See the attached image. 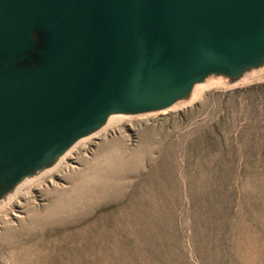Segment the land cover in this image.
Here are the masks:
<instances>
[{
  "label": "rangeland",
  "instance_id": "obj_1",
  "mask_svg": "<svg viewBox=\"0 0 264 264\" xmlns=\"http://www.w3.org/2000/svg\"><path fill=\"white\" fill-rule=\"evenodd\" d=\"M202 83L13 184L0 264H264V62Z\"/></svg>",
  "mask_w": 264,
  "mask_h": 264
},
{
  "label": "water",
  "instance_id": "obj_2",
  "mask_svg": "<svg viewBox=\"0 0 264 264\" xmlns=\"http://www.w3.org/2000/svg\"><path fill=\"white\" fill-rule=\"evenodd\" d=\"M264 62V0H0V196L111 113Z\"/></svg>",
  "mask_w": 264,
  "mask_h": 264
},
{
  "label": "bare ground",
  "instance_id": "obj_3",
  "mask_svg": "<svg viewBox=\"0 0 264 264\" xmlns=\"http://www.w3.org/2000/svg\"><path fill=\"white\" fill-rule=\"evenodd\" d=\"M254 73H256V72H254ZM235 83V82H234ZM206 84V83H205ZM202 85H203V83L202 82H198V83H193V85H192V87H191V90H190V92H194V93H197V92H199V90L202 88ZM205 86V85H204ZM202 90V89H201ZM193 93V94H194ZM188 97V96H187ZM179 105V104H178ZM119 116H121V113H111L108 117H109V119H108V122H111V121H113L114 119H115V117H119ZM108 124V123H107ZM104 125H105V123H104ZM108 126V125H107ZM103 128V127H102ZM88 135V134H87ZM90 137V136H89ZM41 169V168H40ZM49 170V169H48ZM43 174V173H42Z\"/></svg>",
  "mask_w": 264,
  "mask_h": 264
}]
</instances>
